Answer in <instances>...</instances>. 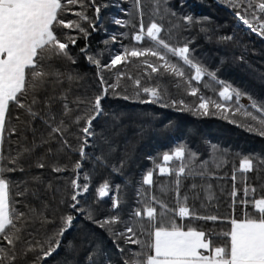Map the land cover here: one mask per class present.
Wrapping results in <instances>:
<instances>
[{"label":"snow or ice","instance_id":"1","mask_svg":"<svg viewBox=\"0 0 264 264\" xmlns=\"http://www.w3.org/2000/svg\"><path fill=\"white\" fill-rule=\"evenodd\" d=\"M134 2L140 22L132 39L142 45L147 37L152 46L121 45V50L114 52L107 62H102L101 51L90 50L88 44L80 47L79 52L98 70L101 90L90 100L81 101L78 98L76 108L73 109L69 107L68 101L70 87L65 85L70 86L80 79L79 73L72 68L78 62L75 48L81 36L87 38L91 35L90 28L99 30V26L103 25L101 9L104 4L97 0H0V264H41L42 258L51 256L60 248L65 233L74 228V221L78 222L72 211L62 213L58 217L56 230L43 239L38 238V233L31 231L33 225L55 223L47 211L50 205L40 194L39 185L44 181L34 175L31 179L35 186L25 181L24 188L14 192V187H19V184L15 177L9 175L17 171L25 172L26 167L30 166L28 161H31V166L44 169L48 167L45 160L49 154L55 156L61 150H71L73 145L69 136L72 135L70 129L73 125L80 126L83 143L78 149L81 160L74 165L77 173L75 179L71 180L74 192L69 207L76 213L84 214L88 220L114 237L121 253L120 261L106 258L105 249L97 242L88 247L85 264H264V194L257 197L256 187L245 183L244 195L239 201L235 200L239 190L234 189L232 192V213L227 218L201 216L188 204V196H182L180 191L181 177L189 174L203 175L202 171L196 172L194 168L198 153L183 142L165 151L162 155L163 163L157 166L161 175H175V205L171 209L167 203L157 200L155 195L138 200L136 207L125 216L120 214L121 201L118 196L111 204L112 209L117 211L106 215H96L97 210H86L81 204V194L88 192L89 185L80 183L78 170L83 167L81 161L86 155L85 146L95 144L98 135L96 127L106 115L102 100L109 95L110 90L111 95L121 96L125 100L156 103L163 107L180 106L179 110L192 111L196 115H224L228 119L229 113H242L251 118V122L244 126L264 136V101H257L246 91L221 80L216 71L196 58L195 50L190 47L191 40H180L178 36L177 43L169 42L161 35L165 25L156 19H152L146 26L143 22L142 0ZM224 2L234 10V15L243 25L264 37V0ZM77 5L79 10L76 9ZM89 7L94 9V15L88 14ZM123 11L127 13L128 9ZM154 11L161 14V19L165 15H177L166 0H156ZM69 12H74L76 18H69ZM182 20L187 26L194 23L192 15H183ZM115 23L123 27L127 26L128 21L116 18ZM234 35H222L219 39L234 41ZM110 39L115 41L116 35L113 34ZM149 57L157 58V61L152 62ZM132 58H143L146 73L163 71L178 78L177 82H183L186 92L196 97V101L189 104L183 98H174L160 84H142L140 78L131 77V74L129 78L135 87L128 93L127 89H120V80L126 75L123 71H117L115 82L105 80V69L130 62ZM185 67L190 70L188 74ZM205 76L220 85L217 98L205 95L194 84V81L200 82ZM245 96L250 101L249 105L240 102ZM57 104L60 105L59 110L55 107ZM6 132L10 139L13 135L17 137L19 146L14 155L11 150L5 155ZM90 137L93 138L91 141ZM77 139L81 137L77 136ZM101 139L111 151L114 145L110 137L101 135ZM21 140L23 143H20ZM212 153L210 159L216 163L217 168L227 163L223 153L217 155L215 145H212ZM96 160L108 164V157L103 151ZM173 161H176L175 166H171ZM207 162L200 161L201 167ZM124 163L125 160L121 159L118 166H113L114 170L119 171ZM257 164L264 167V159L254 161L251 155H247L237 170L244 173L255 171ZM52 167L55 172L67 171L60 164H53ZM153 174V170H148L142 178L143 183L152 185ZM232 179L236 180L235 173ZM47 187H52L50 182ZM191 187L195 188L196 185L192 184ZM116 189H119V185H116ZM26 192L34 196L37 203L34 205L29 202L24 210L16 209L13 198L24 196ZM96 192L99 198H104L112 193V188L104 181ZM137 195L146 196L147 193L137 192ZM237 203L242 205L240 216L235 214ZM156 205H160L163 211L158 212ZM180 219H227L229 227L224 233L226 239L222 243L214 242L210 234L196 226L181 224ZM121 240L124 244L120 243ZM126 244L139 247L126 252ZM74 250L78 251V246Z\"/></svg>","mask_w":264,"mask_h":264},{"label":"trees","instance_id":"2","mask_svg":"<svg viewBox=\"0 0 264 264\" xmlns=\"http://www.w3.org/2000/svg\"><path fill=\"white\" fill-rule=\"evenodd\" d=\"M103 3L101 16L103 25L99 30L89 31L91 35L87 38L81 36L75 48L77 64L72 68L78 72L80 79L71 83L68 92L69 107L75 109L76 101L90 100L101 90L99 73L95 65H92L85 56L79 52V48L90 45V50L101 51L102 62H107L109 57L116 51L121 50V45L125 46H152L149 38L145 37L142 45L132 39L134 32L138 31L140 22L139 11L134 0H97ZM156 0H142L144 10L143 22L147 26L152 19L165 25L161 35L171 43H177L185 38L192 41L190 47L195 50L196 58L204 63L208 68L216 71L217 76L231 84L232 86L246 91L257 101H264V37L253 33L247 26L234 15V10L230 8L224 0H166V3L176 16L165 15L161 19V14L154 11ZM79 10V6H76ZM123 9H128L125 13ZM89 15H94V9H87ZM183 15H192L194 23L187 26L182 20ZM69 18L75 19L74 12L67 13ZM116 18H123L128 21L127 26L115 23ZM134 25L136 27H134ZM171 29V35H169ZM70 31V30H65ZM126 33L127 35H120ZM234 35V41H221L222 35ZM115 34L116 40L110 37ZM244 59L241 60L240 57ZM176 60L175 57H170ZM152 62L157 58L149 57ZM143 58H132V61L117 65L111 69H105L103 75L109 83L116 81L117 71L125 72V77L120 80V89H127L128 93L135 87L131 77L140 78L142 84H160L167 88L168 93L174 98H183L192 104L196 97L189 95L185 90L183 82H177L178 78L170 76L166 72L146 73V65L142 63ZM58 65L60 62H56ZM67 68V65H61ZM186 74L189 69L185 67ZM200 91L205 95L217 98L220 85L215 80L205 76L200 82H195ZM59 90V89H58ZM242 104L249 105L248 98L242 97ZM106 115L96 127L98 133L95 137V144L89 143L85 146V157L81 161L83 167L79 169L80 183H88L89 190L81 194V204L87 210L92 208L97 210L96 215H106L117 211L112 209L113 199L121 201L120 214H129L137 201L148 199L155 195L157 200L163 201L171 209L175 205V175H161L158 165L163 163L162 155L165 151L172 149L178 142H183L198 153L196 172H203V175H186L181 177V195L188 196L190 207L199 212L201 216L217 215L227 218L232 213L234 189L239 190L236 201L243 197L245 183L256 187L255 195L259 197L264 194V167L257 164L255 171L244 173L240 168L241 160L244 156L251 155L255 160L264 159V136L258 132L249 131L246 123L251 122L250 117L242 113H229L230 118L224 115H196L192 111L179 110L180 106L163 107L156 103H144L137 100H125L121 96L109 95L102 100ZM59 110L60 105L57 104ZM251 111V109L249 108ZM23 120L24 117L22 116ZM99 119V118H98ZM235 120L236 122H233ZM14 122V121H13ZM83 121H81V125ZM96 121H94V126ZM11 124H9V127ZM22 127V125H21ZM72 135L69 140L73 145L71 150L64 149L45 160L48 167L39 169L31 166V161L25 172H14L9 175L16 178L19 187H14L13 191L18 192L24 188V183L35 186L32 176H40L44 183L39 185L40 194L50 207L48 213L55 219L53 222H45L43 226L39 223L33 225L31 231L38 233V238L43 239L45 235H51L56 230L59 223L58 217L65 212L72 211L78 222L74 221V228L65 233L61 239V246L51 256L42 258L41 264H85V254L91 245L100 242L105 249L106 258L113 261H120L119 252L115 238L110 236L104 229L99 228L92 221L88 220L82 213H76L70 209L71 195L74 188L71 180L75 179L77 170L74 165L81 160L79 147L83 143L80 126L73 125L70 129ZM101 135L108 136L114 145L109 151V146L103 142ZM80 136L81 139H77ZM31 134L29 133V139ZM93 138L90 137L89 141ZM23 143V140L20 141ZM212 145L218 149L217 155L223 153L227 158V163L217 168L216 163L210 159L213 155ZM19 146L17 137L13 135L9 138L7 132L5 136L4 151L7 156L9 150L15 154ZM226 150V151H225ZM103 151L108 157V164L98 163L96 157ZM152 157V159H149ZM121 159L125 163L119 171L113 166H118ZM208 162L202 167L200 161ZM53 164H60L67 168V171L55 172ZM173 161L171 166H175ZM153 170V184L143 183V176L148 170ZM235 173L236 180L232 175ZM104 181H107L112 193L108 197L99 198L96 189ZM52 187H47L48 183ZM196 187L192 188L191 185ZM119 185V189H116ZM137 192L147 193L146 196H138ZM251 196V194H250ZM20 203H15V201ZM29 202L37 203L35 197L30 193L24 196H15L13 206L16 209L24 210ZM158 212L163 209L156 205ZM241 207L236 204V216L241 215ZM169 215L171 213L169 212ZM181 224L196 226L206 234H210L214 242H224V233L228 230L229 221L221 219L210 220H183ZM124 244V241H120ZM78 246V251L74 250ZM125 251L138 249V245L126 244Z\"/></svg>","mask_w":264,"mask_h":264}]
</instances>
